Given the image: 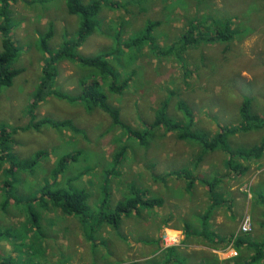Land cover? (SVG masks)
<instances>
[{
    "label": "rangeland",
    "instance_id": "obj_1",
    "mask_svg": "<svg viewBox=\"0 0 264 264\" xmlns=\"http://www.w3.org/2000/svg\"><path fill=\"white\" fill-rule=\"evenodd\" d=\"M108 3L96 18V33L86 39L76 55L92 57L112 53L111 63L117 78L122 81L133 74L129 86L118 94L109 91L108 80L101 82L109 103L118 108L120 120L127 128L130 126L140 132L145 128L152 129L155 114L165 103L167 115L175 124H188L185 108L191 110L194 116L192 132L207 139L215 137L221 127L241 125L240 108L245 99L251 100L252 112L264 115V0H108ZM113 3L121 7L111 9ZM10 4V19L14 25L12 39L18 48V57L12 67L22 69V73L14 79L12 86L0 88V130L19 128L7 146L11 153L5 156L27 161L43 152L44 157L33 172L6 173L8 164L0 166V233L13 240L9 244L18 247L19 254L27 252L28 260L22 261L25 264H132L126 256L136 255L135 251L129 250H133L130 249L133 242L141 239L140 232L149 244H154L150 245L151 250L160 242L161 237L157 236L170 212L178 214L190 207H200L205 189L199 186L204 179L209 193L214 176L204 169L210 166L208 161L217 174L224 170L222 163H228L227 169L234 172L228 162L229 155L223 151L207 152L214 156L204 158L206 149L200 141L180 140L173 131L166 132L165 127L158 126L152 129V139L142 146L141 142L128 136L127 128L114 122L107 113L99 108L87 109L81 101L82 81H91V73L78 62L65 61L57 66L54 90L65 95L64 99L47 95L34 106L47 57L40 47L41 38L52 26L54 35L46 45L55 53L65 41L77 39L82 19L68 13L66 0H16ZM224 19H230L232 29L236 31L230 42L204 41L169 58H159L151 51L148 41H143L142 47L123 48V53L118 55L120 49L115 37L120 32L122 41L129 42L143 35L149 23H156L151 35L160 47L167 49L180 42L189 27L196 28V33L210 34ZM41 119L56 123L70 121L73 127L56 128L47 124L35 129V123ZM263 139L264 130H252L238 132L228 143L234 150H248L259 146ZM122 148L126 151L117 165L114 154ZM77 153L80 154L77 160L66 164L54 184L52 171L60 159ZM199 159L203 160L198 162ZM252 161L258 162L262 169L264 154ZM240 164L244 163L240 160ZM108 171H113L110 179V175H105ZM174 171L191 173L190 180L177 177L165 180ZM258 178V182L249 187L248 195L254 197L252 209L263 206L260 196L264 197V171ZM4 182L11 187H3ZM237 182H242L239 177ZM46 186L52 191L86 189L90 194L92 215L88 227H84L78 217L69 218L51 204L43 203L40 197ZM133 187L142 196L145 192L146 198H165L163 207L172 205L170 200H173L175 211L170 207L147 209L141 206L138 213L123 216L117 227L100 223L101 212H114L118 202L132 196ZM9 189L11 203L3 208ZM225 197L224 190L218 194L219 199ZM105 200L106 206L102 208ZM256 211L252 210L253 213ZM32 212L40 216V229H35L30 221ZM233 213L237 218L238 212ZM257 215L260 220L257 228L249 213H244L239 222L240 227L243 217L251 218L252 230L246 237L252 242L254 251L246 248L239 258L229 260L228 264H248L261 244L257 242H264V225H261L264 210L258 211ZM67 220L70 221L68 228L65 227ZM228 222L234 223V218ZM239 227L234 236L240 235ZM28 231L32 232L31 236ZM69 232L73 236L68 237ZM171 236L174 240L176 234L171 233ZM26 237L30 244L17 241ZM229 246L230 243L223 248ZM237 252V256L231 257L229 253L221 256L235 258L239 256ZM169 253L163 256L167 258ZM4 254L6 258L7 253ZM249 254L251 257L247 259ZM175 259L180 262L174 264H185L179 256ZM2 261L0 258V263ZM158 262L159 258H155L148 264ZM189 263L200 264L194 257ZM249 264H264V254Z\"/></svg>",
    "mask_w": 264,
    "mask_h": 264
},
{
    "label": "trees",
    "instance_id": "obj_2",
    "mask_svg": "<svg viewBox=\"0 0 264 264\" xmlns=\"http://www.w3.org/2000/svg\"><path fill=\"white\" fill-rule=\"evenodd\" d=\"M11 1L16 2V0H0V88L1 87H10L13 84L14 79L22 73V69H16L12 67V63L18 57V48L15 45L14 40L12 39V27L10 13H11ZM109 5L108 0H66V7L68 13L71 15H78L81 17L82 22L79 28L78 37L73 41H65L63 45L61 44L60 49L52 53L49 49V46L46 45L54 35V32L51 29L48 33L41 38L40 47L44 51V54L47 55L45 64L42 70V80L40 82V87L36 92L33 105L35 106L41 100H43L47 95L57 96L59 98L65 97V95L54 90L56 78L58 76L57 66L60 63L65 61H74L78 62L82 67H86L90 70L91 81L83 79L82 81V95L81 101L84 102L88 110H94L96 108L101 109L107 113L114 122L120 124L122 127L127 128L124 123L120 120V113L118 108L113 107L108 101V94L102 88V83L109 81V91L113 94L121 93L129 86L132 81L133 74L129 75L126 79H118L117 72L112 66L111 59L113 57L112 53H102L92 57H83L79 54L76 55L77 49L82 46L86 39L96 33L97 22L96 18L101 12L103 6ZM121 7L120 4H111V9L117 10ZM157 26L156 23H149L145 28V33L140 37L130 39L129 42L122 41L121 36L122 32L118 33L115 37L116 46L118 47L119 53H123V48H133V47H142L141 42L148 41L151 51L155 56L159 58H169L172 54L180 53L186 51L189 48H194L197 44L201 42H230L236 31L232 29V22L230 19H224L222 22H218V26L214 31H211L210 34H200L196 33V28L193 26L189 27L186 33L183 35L180 42L173 44L170 48L160 47L151 32ZM240 30L238 31V33ZM123 46V47H122ZM116 50V48H115ZM89 81V82H88ZM180 110L182 106L180 105ZM167 103L163 104L162 107L155 114V122L153 125L154 129L156 126L165 127L166 132L173 131L178 135L180 140L192 139L200 141L201 145L206 149L205 152H214L223 151L229 155L230 168L234 170L233 173L243 174L248 170L247 166L240 164V160L250 161L253 158L260 159L264 154V139L259 146L253 147L251 149H232L229 145V139L231 136L236 135L238 132H248L252 130H264V115L260 116L251 109V100L245 99L241 108H240V117L241 125L233 128L221 127L220 132L213 137L212 139H207L202 136H198L192 132V127L194 125V116L191 110L185 108V115L188 119V124H175L167 115ZM34 125L35 129L50 124L56 128H71L73 123L70 121L65 122H54L50 119H41ZM19 129V128H18ZM18 129H9L2 128L0 130V146H2V151H0V166L7 163L8 168L6 173H14L16 171H31L33 172L36 166L39 164V161L44 157L43 152H38L35 157L27 161H16L12 160L9 157L5 156L6 153H11V150L7 149L8 144L12 140L13 134L18 132ZM152 129L145 128L141 132L134 131L130 126L126 129L129 137H133L138 142H141L142 146L147 145L150 139L154 136V131ZM126 149L122 148L117 153L114 154V162L119 165L122 160ZM9 155V154H8ZM80 154H67L63 156L58 162L57 167L52 171L54 176V184L58 182L59 177L66 169V164L70 161L77 160ZM12 154V158H13ZM7 160V162L5 161ZM113 171H108L105 175L109 176V179L112 178ZM190 174L187 171L178 172L174 171L168 176H175L177 178H184L190 180ZM108 179V180H109ZM191 185V183H190ZM11 187L7 182H4L3 187ZM213 188V187H211ZM132 196L122 202H118L114 212H101L98 221L100 223H107L113 226L120 225L119 223L122 220L123 216H131L139 212V207L145 206L148 208H155L156 206H162V198H146L147 195L144 192L143 196L140 191L133 187ZM214 191V189H210ZM46 205L51 204L54 208H57L62 211L64 215L67 216H76L79 221L83 224L84 227H88V223L92 217L89 207L90 194L86 189H58L50 190L49 186L45 187V190L42 192L40 197ZM262 203H264V197H260ZM12 192L7 190V198L3 203V208H6L8 204L11 203ZM37 201V199H36ZM17 202V200H15ZM107 200L102 202L101 207L105 208ZM209 216L206 215V219ZM32 225L35 229H40V216L32 212L31 219ZM246 241L243 237L237 238L235 243V248L240 249ZM264 242L258 245L256 252H254L252 259H249V263H252L256 259L259 260L263 254ZM250 249L253 252L252 244ZM0 264H16L12 258L3 259ZM213 264V263H206Z\"/></svg>",
    "mask_w": 264,
    "mask_h": 264
},
{
    "label": "crops",
    "instance_id": "obj_3",
    "mask_svg": "<svg viewBox=\"0 0 264 264\" xmlns=\"http://www.w3.org/2000/svg\"><path fill=\"white\" fill-rule=\"evenodd\" d=\"M212 156L214 155H207L206 152H204V158L208 159V157ZM203 159H199L198 162ZM242 162L244 163V166L248 167V170L243 174H234L232 171H229L227 169L228 163H222L224 170L217 174L214 168H211V163L208 161L210 166L207 168L204 167V169L208 172V174L214 176V181L211 185L213 188L210 187L211 189H214V191L209 189L208 193V186L205 185L206 179L202 180V185L199 186V188L205 189V192L199 202L200 207H190L187 208L186 211H182L178 214H173V212H170L169 216L166 218V223H164V225L161 227V232L157 236L161 237V240L159 243L153 246L151 250H149L150 245L154 244H149L147 238L142 234V232H140L142 235L141 239H139L137 243L133 242V245L130 248L133 250H129L130 252L135 251L136 255L133 256L130 254L126 256V258H129L132 264H148L150 260L155 258H159L158 264H174L175 262H180L179 260L175 259V256L177 255L183 259L185 264L189 263L193 257L198 259L200 264H206L210 261L213 262V264H216L215 261L217 264H228L227 262L229 260L239 258L243 250L245 251L246 248L250 249L252 242L250 243L247 237H243L246 242L240 246V249L238 250V257L225 259L217 251L213 252L214 250L221 249L223 246L231 243L230 240H232L233 236L237 232L240 219L244 213H249L251 215L255 228H257L260 221L258 219L259 215H257L258 211L264 210V203H262L263 206H256L254 209L258 211L253 213L252 210L254 209H252L251 206L254 197L252 194L248 195L250 192L249 187L255 185L258 182V175L264 171V167L261 169L259 163H253L252 160L247 162L244 160ZM246 163L248 164L246 165ZM250 166H253L251 171L255 172L254 174H251V171L249 172ZM172 177L175 176L167 175L165 180H172ZM238 177L242 181L241 183L237 182ZM217 188L219 189L218 192H216ZM223 190L225 191L226 197L224 199H219L218 194L222 193ZM162 199L164 200V203L162 206L158 207H162V209H167V207H170L173 211H175L174 206L176 203L173 204V200H170V204L172 205L163 207L165 205V198ZM234 203L237 205H234ZM146 208L149 209L148 207ZM233 212H238L237 218H235ZM206 215L209 216L208 219H206ZM68 217L71 218V216ZM231 217L234 218V223L232 224L228 222ZM23 220L24 223L28 222L26 218ZM69 225L70 221L67 220L65 227L68 228ZM261 225H264V221L261 222ZM182 232L183 235L180 236V233ZM28 233V235H32V232L28 231ZM171 233H175L179 239L182 237V247L170 245V239L172 238ZM71 236H73V233L69 232L68 237ZM22 239H17V241L19 243H25L28 241L27 237L23 240ZM9 242H13V240L4 238L3 234L0 233V258H12L17 264L22 261H27V252L24 251L23 255L19 254L17 249L18 247L9 244ZM23 245L25 246V244ZM30 248L32 247L30 246ZM262 250L264 254V248ZM4 252L7 253L6 258L3 257V255H5ZM166 252H170L167 258L163 256ZM30 257L32 258V255ZM246 257L249 259L251 255H246ZM168 259H170L171 262ZM22 264L25 263L22 262ZM64 264H66V262H64Z\"/></svg>",
    "mask_w": 264,
    "mask_h": 264
},
{
    "label": "built area",
    "instance_id": "obj_4",
    "mask_svg": "<svg viewBox=\"0 0 264 264\" xmlns=\"http://www.w3.org/2000/svg\"><path fill=\"white\" fill-rule=\"evenodd\" d=\"M252 230V223L251 218L249 216L243 217V220L241 222V225L239 227V234H249ZM237 236V235H236ZM222 253H229V256H237L238 253L233 247L230 245L226 249L222 251Z\"/></svg>",
    "mask_w": 264,
    "mask_h": 264
},
{
    "label": "clouds",
    "instance_id": "obj_5",
    "mask_svg": "<svg viewBox=\"0 0 264 264\" xmlns=\"http://www.w3.org/2000/svg\"><path fill=\"white\" fill-rule=\"evenodd\" d=\"M63 63H65V62H63ZM241 161H244V160H242L241 159ZM229 162V161H228ZM67 216V215H66ZM250 234V233H249ZM248 234H242V233H240V235H238V236H233V238H232V242L230 243V245L233 247V249H235L236 251H238L236 248H235V243H236V239L237 238H240V237H246ZM181 240L182 239H179V237H175L174 238V240H173V237L170 239V245H174V246H181L183 243L181 242ZM227 248V247H226ZM226 248H221V249H218L217 250V252L218 253H220V254H222V251L224 250V249H226ZM238 253V252H237ZM231 257H233V256H231ZM226 259V258H225Z\"/></svg>",
    "mask_w": 264,
    "mask_h": 264
},
{
    "label": "bare ground",
    "instance_id": "obj_6",
    "mask_svg": "<svg viewBox=\"0 0 264 264\" xmlns=\"http://www.w3.org/2000/svg\"><path fill=\"white\" fill-rule=\"evenodd\" d=\"M175 234V233H174Z\"/></svg>",
    "mask_w": 264,
    "mask_h": 264
}]
</instances>
